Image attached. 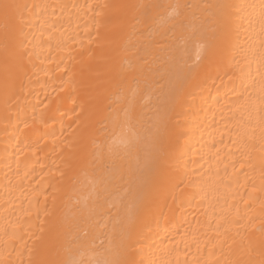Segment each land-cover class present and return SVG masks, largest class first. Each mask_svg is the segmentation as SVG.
<instances>
[{
  "label": "bare ground",
  "instance_id": "bare-ground-1",
  "mask_svg": "<svg viewBox=\"0 0 264 264\" xmlns=\"http://www.w3.org/2000/svg\"><path fill=\"white\" fill-rule=\"evenodd\" d=\"M0 264H264V0H0Z\"/></svg>",
  "mask_w": 264,
  "mask_h": 264
}]
</instances>
